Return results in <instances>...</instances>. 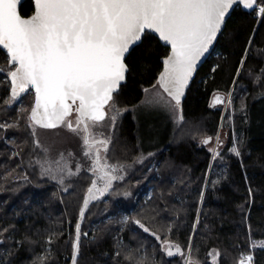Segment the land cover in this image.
<instances>
[{"label": "snow or ice", "instance_id": "1", "mask_svg": "<svg viewBox=\"0 0 264 264\" xmlns=\"http://www.w3.org/2000/svg\"><path fill=\"white\" fill-rule=\"evenodd\" d=\"M29 3L31 13L23 15V0H0V46L6 49L9 63L6 76L10 96L5 103L11 107L21 101L16 118L11 123L0 122V133H3L0 143L12 145V155L21 158L16 169L24 172L26 181L24 155L29 157L27 167L34 170L35 165L39 166L41 181L56 182L62 192H68L76 178L84 181L87 173H92L94 179L87 189L88 195L83 197L78 213L80 221L75 223L71 244V264H78L82 258V240L89 236L82 228V221L91 201L105 193L117 192L118 185L114 182L125 181L135 165H143L154 155L141 152L130 163L120 159L109 162L121 148H127V142L120 136L123 113L131 111L138 124L141 119L160 114H165L177 127L187 124L182 113L188 95L196 87L201 59L210 55L215 42L223 37L236 8L259 13V22L264 24V0H29ZM248 56L246 48L245 58L239 61L240 67L236 69L237 76L242 74ZM153 57L157 60L156 67L161 64L163 67L155 84L149 81V87L141 85L142 98L130 108H121L133 73L145 58ZM219 67L217 64L212 72ZM261 74L264 75V69ZM254 82L264 88L261 76ZM25 94L33 97L30 109L23 106ZM255 99H264V90ZM214 100L217 105L233 104L231 97L226 101L225 97L216 96ZM249 111L242 99L241 118L248 120ZM153 128L149 125L150 130ZM41 130H50L51 142L40 139ZM66 133L79 140L81 158L89 162L87 168L77 163L74 172L71 163L74 154L69 152L65 156L60 151L58 145L68 143ZM18 136L24 138L22 144L17 143ZM183 138H178V142ZM211 140L212 137H206L201 143L207 145ZM219 144L217 138V147ZM242 144L237 138L228 151L240 157ZM33 154H37L34 161ZM16 169L9 172V175L16 173L13 180L20 176ZM4 179L7 181L8 177ZM99 183L103 186L98 187ZM123 196L130 198L132 193L125 191ZM203 196L201 192V198ZM254 197L249 186V208ZM247 210L241 206L245 222L249 219ZM141 212L153 222L157 218L163 220L161 227L166 229V235H175L184 227L177 211L168 214L167 205L155 204L150 209L142 208ZM113 224L119 227L113 229ZM113 230L130 232L133 240L149 233L159 242L151 245L149 251V246L143 243L133 248L121 245L118 239L116 264H173L177 257L183 264H201L196 258L199 245L191 235L186 245L165 241L146 226L143 219L118 214L102 229L105 235ZM16 232L15 226L0 230V246L11 245L0 251V264H13L14 251L25 244L38 243L28 229L19 241L15 239ZM105 235H93L90 243L100 246ZM246 235V243H251L255 233L250 224ZM45 243L48 246L53 243L51 235ZM252 250L259 254L244 253L238 264H264V243L258 246L252 243ZM212 255L217 257L213 264H225V252ZM50 260V248L46 247L44 254L36 255L32 264H50Z\"/></svg>", "mask_w": 264, "mask_h": 264}, {"label": "trees", "instance_id": "2", "mask_svg": "<svg viewBox=\"0 0 264 264\" xmlns=\"http://www.w3.org/2000/svg\"><path fill=\"white\" fill-rule=\"evenodd\" d=\"M30 13L31 6L27 0L22 5V14ZM246 48L249 49V56L242 74L237 76L236 69L240 67L239 61L245 58ZM156 64L154 57L145 58L137 67L121 108H130L142 98L141 85L149 87V81L155 84L163 68L162 64L159 68ZM217 64L220 67L212 72L211 69ZM8 68L6 54L0 49V122L11 123L20 111L21 101L11 107L5 103L10 96L6 76ZM261 69H264V24L258 21L257 13L236 8L223 37H219L211 56L197 73L196 87L188 95L182 113L188 123L181 127L169 124L162 143L149 149L154 154L150 160L143 165H135L125 181L116 182L117 192L91 201L82 222V228L89 236L82 240V258L78 264H116L118 239L121 245L133 248L143 243L149 246V251L151 245L159 243L149 233L138 235L136 240L131 238L130 232L113 230L105 235L102 229L117 214L143 219L146 226L165 241L186 245L189 236H193L199 245L196 258L201 264H213L212 253L218 251L225 252V264H238L242 254L247 252L259 254L252 250V243L257 246L264 243V112L260 111L264 99L254 100L264 90L254 82L257 76H261L264 82ZM228 95L233 99V104L225 111L222 107L224 104H215L214 98L221 96L227 99ZM242 99L250 110L248 120L241 118ZM22 101L23 106L30 109L33 97L26 95ZM223 130L224 136L221 138ZM120 136L127 142V148H121L110 163H115L117 159L130 163L147 150L141 125L133 118L131 111L123 113ZM181 136L184 138L178 142ZM206 137H212V140L204 145L201 140ZM217 138L220 140L219 147ZM237 138L243 141L240 157L228 151ZM23 139L18 136L17 143L22 144ZM214 143L216 146L212 149ZM12 151V145L0 143V230L15 226V239L19 241L25 229H28L32 238L38 241L35 245L25 244L14 251L13 264H32L36 255L44 254L46 247L51 252L50 264H71L75 223L80 220L79 209L91 186L92 177L87 174L84 181L76 178L72 188L62 192L56 182L47 179L41 181L40 169L36 165L34 170L27 167L29 157L24 155L28 182L23 178L24 172L16 169L21 158L13 156ZM36 155L31 157L33 161ZM12 169L20 173L16 180L12 179L16 173L9 175ZM5 176L8 177L7 181ZM249 186L255 194L250 208L247 203ZM125 191H130L132 196L125 198ZM201 192L204 193L203 198ZM155 204L167 205L169 215L173 210L178 212L184 226L181 232L166 235V229L161 227L163 220L157 218L153 222L141 212L142 208L150 209ZM241 206L248 209L247 222L243 220L245 213L241 211ZM137 213L140 215L137 216ZM248 224L255 233L251 243H246ZM111 227L116 229L119 225L113 224ZM53 231L56 235H52ZM50 235L53 243L48 246L45 241ZM93 235H105L104 242L100 246L90 243ZM10 246L2 245L0 251ZM173 264L183 262L177 257Z\"/></svg>", "mask_w": 264, "mask_h": 264}, {"label": "rangeland", "instance_id": "3", "mask_svg": "<svg viewBox=\"0 0 264 264\" xmlns=\"http://www.w3.org/2000/svg\"><path fill=\"white\" fill-rule=\"evenodd\" d=\"M229 97L230 96L228 95L227 98H229ZM226 101H227V99H226ZM222 107L226 111L230 108V104H228L226 102ZM260 111L262 112V107H261ZM171 123H173V121L170 120L165 114H160V115L152 117V118L140 120L139 124L141 125V130L143 132L144 147L147 149V150L145 149L146 150L144 152L145 155L153 152L152 150H149L151 147L159 146V144L162 143L163 139L166 136L168 126ZM149 125L154 126V128L152 130H150ZM66 135L68 137V143L58 145V147L60 148V151L63 152L65 154V156H67V153H69V152L74 154V157L71 161L74 172H75L77 163L82 165L84 168H87L89 166V162L81 158L82 153H81V145H80L79 140L76 137L72 136L71 134L66 133ZM220 135L222 136L221 138H223L224 130H223V132L221 131ZM40 139L46 143L51 142L52 137L50 135V130H41L40 131ZM215 146L216 145L214 143V145L212 146V149H215ZM56 158L57 159L59 158L58 154H56ZM36 167L39 168L38 165H36ZM87 174H89L92 177L91 172H88ZM92 179H94V177H92ZM115 183L116 182H114V184ZM102 186H103L102 183L98 184V187H102ZM86 195H88V192ZM215 260H217V257L212 255V263Z\"/></svg>", "mask_w": 264, "mask_h": 264}, {"label": "water", "instance_id": "4", "mask_svg": "<svg viewBox=\"0 0 264 264\" xmlns=\"http://www.w3.org/2000/svg\"><path fill=\"white\" fill-rule=\"evenodd\" d=\"M26 1H27V0H23V4H24ZM230 17H231V16H230ZM230 17H229V18H230ZM218 39H219V38H218ZM217 42H218V40H217ZM217 42H215L213 49L210 50L211 54H212V52H213V50H214V48H215ZM160 43L163 44L162 41H161ZM0 49L6 54V49H3L2 46H0ZM211 54H210V55H209V54H206V57H204V58L201 59V62H200V64H199V66H198V71H199V70L202 68V66L206 63V61H207L208 58L211 56ZM162 70H163V68H162ZM198 71H197V73H198ZM196 76H197V74H196ZM26 95H27V94H25V95L23 96V98H24ZM23 98H22V99H23ZM18 101H19V100H18ZM105 194H107V193H105ZM99 198H100V196H99ZM79 221H80V220H79ZM82 222H83V221H82Z\"/></svg>", "mask_w": 264, "mask_h": 264}, {"label": "built area", "instance_id": "5", "mask_svg": "<svg viewBox=\"0 0 264 264\" xmlns=\"http://www.w3.org/2000/svg\"><path fill=\"white\" fill-rule=\"evenodd\" d=\"M258 21H259V13H257Z\"/></svg>", "mask_w": 264, "mask_h": 264}]
</instances>
